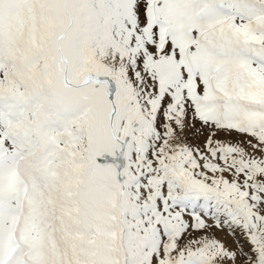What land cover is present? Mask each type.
I'll list each match as a JSON object with an SVG mask.
<instances>
[{
    "label": "snow or ice",
    "instance_id": "1",
    "mask_svg": "<svg viewBox=\"0 0 264 264\" xmlns=\"http://www.w3.org/2000/svg\"><path fill=\"white\" fill-rule=\"evenodd\" d=\"M0 264H264V0H0Z\"/></svg>",
    "mask_w": 264,
    "mask_h": 264
}]
</instances>
